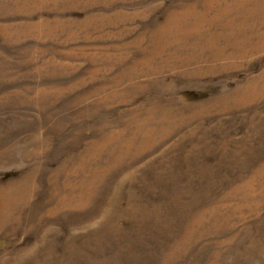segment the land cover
I'll return each instance as SVG.
<instances>
[{"label": "rangeland", "instance_id": "rangeland-1", "mask_svg": "<svg viewBox=\"0 0 264 264\" xmlns=\"http://www.w3.org/2000/svg\"><path fill=\"white\" fill-rule=\"evenodd\" d=\"M0 264H264V0H0Z\"/></svg>", "mask_w": 264, "mask_h": 264}]
</instances>
